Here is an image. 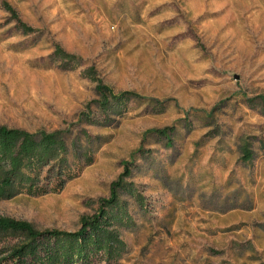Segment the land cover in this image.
Instances as JSON below:
<instances>
[{"label":"rangeland","instance_id":"374dc122","mask_svg":"<svg viewBox=\"0 0 264 264\" xmlns=\"http://www.w3.org/2000/svg\"><path fill=\"white\" fill-rule=\"evenodd\" d=\"M2 1L0 125L65 131L90 160L72 153L61 188L0 216L75 231L123 179L139 195L119 192L126 249L91 264H264V0H6L29 34ZM56 45L80 64L49 59ZM98 84L137 96L104 116Z\"/></svg>","mask_w":264,"mask_h":264},{"label":"trees","instance_id":"16d2710c","mask_svg":"<svg viewBox=\"0 0 264 264\" xmlns=\"http://www.w3.org/2000/svg\"><path fill=\"white\" fill-rule=\"evenodd\" d=\"M2 7L23 34L33 31L9 2L2 1ZM48 58L63 69L74 68L81 62L79 57L58 45ZM97 91L101 99L95 103L104 116L109 111L121 113L126 101L137 96L131 91L114 93L101 84H98ZM169 130L157 131L167 138V145L172 140ZM82 137L91 142L87 132L84 131ZM78 142L77 136L65 131L31 132L0 125V200L22 192L45 194L61 188L72 177L69 161L72 153L74 156L82 154L90 160L89 153L80 151ZM242 152L243 160L248 161L251 152L246 148ZM125 174L130 172L126 169ZM120 191L136 198L139 196L131 184L119 179L112 183L110 197L101 200L97 213L82 217L81 225L75 231H38L26 221L0 216V241L9 233L24 237V241L11 248L8 257L0 256V264H91L97 257L107 260L119 258L126 245L116 225H126L129 219L124 204L119 200ZM2 251L0 249V254Z\"/></svg>","mask_w":264,"mask_h":264}]
</instances>
